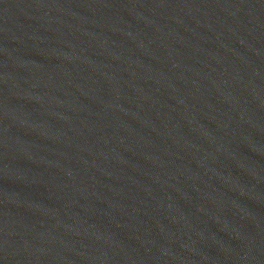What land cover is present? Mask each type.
<instances>
[{"label": "water", "instance_id": "obj_1", "mask_svg": "<svg viewBox=\"0 0 264 264\" xmlns=\"http://www.w3.org/2000/svg\"><path fill=\"white\" fill-rule=\"evenodd\" d=\"M0 264H264V0H0Z\"/></svg>", "mask_w": 264, "mask_h": 264}]
</instances>
